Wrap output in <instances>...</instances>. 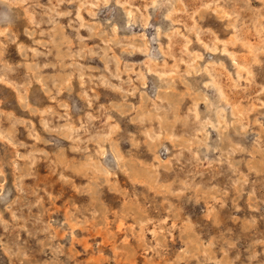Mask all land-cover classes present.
Segmentation results:
<instances>
[{
  "label": "rangeland",
  "instance_id": "1",
  "mask_svg": "<svg viewBox=\"0 0 264 264\" xmlns=\"http://www.w3.org/2000/svg\"><path fill=\"white\" fill-rule=\"evenodd\" d=\"M0 264H264V0H0Z\"/></svg>",
  "mask_w": 264,
  "mask_h": 264
},
{
  "label": "bare ground",
  "instance_id": "2",
  "mask_svg": "<svg viewBox=\"0 0 264 264\" xmlns=\"http://www.w3.org/2000/svg\"><path fill=\"white\" fill-rule=\"evenodd\" d=\"M81 13H82V12H81ZM81 13H80V14H81ZM80 14H79V15H80ZM246 31H247V30H246ZM32 109H33V108H32ZM252 152H253V151H252ZM249 153H250V152H249ZM259 160H260V159H259ZM250 167H251V166H250ZM256 167H257V166H256ZM260 167H261V166H260ZM260 167H259V168H260ZM250 204H251V203H250ZM210 241H211V240H210ZM253 241H254V240H253ZM126 242H127V241H126ZM207 242H208V241H207ZM190 243H191V242H190ZM122 246H123V245H122ZM192 249H193V248H192ZM190 250H191V249H190ZM183 252H184V251H183ZM189 252H190V251H189ZM191 252H192V251H191ZM186 253H188V251H187ZM120 254H121V253H120ZM181 259H182V258H181ZM57 261H58V260H57ZM94 261H95V260H94Z\"/></svg>",
  "mask_w": 264,
  "mask_h": 264
}]
</instances>
